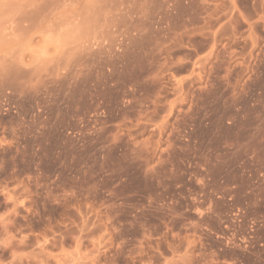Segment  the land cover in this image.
Listing matches in <instances>:
<instances>
[{
	"label": "rangeland",
	"instance_id": "1",
	"mask_svg": "<svg viewBox=\"0 0 264 264\" xmlns=\"http://www.w3.org/2000/svg\"><path fill=\"white\" fill-rule=\"evenodd\" d=\"M0 264H264V0H0Z\"/></svg>",
	"mask_w": 264,
	"mask_h": 264
}]
</instances>
